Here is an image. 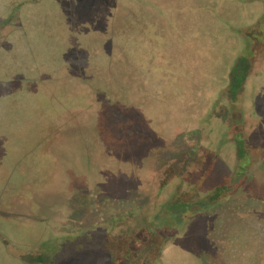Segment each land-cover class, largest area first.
I'll return each instance as SVG.
<instances>
[{
    "label": "rangeland",
    "instance_id": "rangeland-1",
    "mask_svg": "<svg viewBox=\"0 0 264 264\" xmlns=\"http://www.w3.org/2000/svg\"><path fill=\"white\" fill-rule=\"evenodd\" d=\"M263 198L264 0H0V264H264Z\"/></svg>",
    "mask_w": 264,
    "mask_h": 264
},
{
    "label": "flooded vegetation",
    "instance_id": "flooded-vegetation-1",
    "mask_svg": "<svg viewBox=\"0 0 264 264\" xmlns=\"http://www.w3.org/2000/svg\"><path fill=\"white\" fill-rule=\"evenodd\" d=\"M252 159H253V158L251 157L250 160H249V164L252 163ZM249 164H248V165H249ZM247 167H248V166H247ZM196 202H198L199 204H200V203H204V201H202V200H198V201H196ZM259 202H260V204H261L262 206H264V198L261 199V200H259ZM260 211H261V212H264V209H261V210H259L258 212H260Z\"/></svg>",
    "mask_w": 264,
    "mask_h": 264
},
{
    "label": "crops",
    "instance_id": "crops-1",
    "mask_svg": "<svg viewBox=\"0 0 264 264\" xmlns=\"http://www.w3.org/2000/svg\"><path fill=\"white\" fill-rule=\"evenodd\" d=\"M138 247H139V246H138ZM92 262H97V261H96V259H94V261H92ZM90 263H91V262H90ZM102 264H104V263H102Z\"/></svg>",
    "mask_w": 264,
    "mask_h": 264
}]
</instances>
